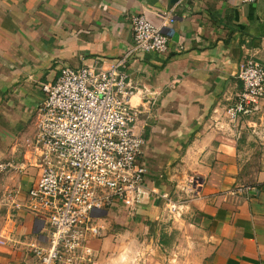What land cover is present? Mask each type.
<instances>
[{"label": "crops", "instance_id": "0c3cea01", "mask_svg": "<svg viewBox=\"0 0 264 264\" xmlns=\"http://www.w3.org/2000/svg\"><path fill=\"white\" fill-rule=\"evenodd\" d=\"M178 1L0 0V164H28L0 173V264H30L26 243L47 240L24 208L42 86L62 67L123 57L132 17L159 26L171 9L168 52H131L124 70L145 139L144 196L95 216L82 264H264V100L235 127L219 118L241 90L239 63L264 66V2Z\"/></svg>", "mask_w": 264, "mask_h": 264}, {"label": "built area", "instance_id": "2783aa9c", "mask_svg": "<svg viewBox=\"0 0 264 264\" xmlns=\"http://www.w3.org/2000/svg\"><path fill=\"white\" fill-rule=\"evenodd\" d=\"M172 22V9L162 14L159 26L144 13L134 15L132 48L126 55L97 67H62L52 83L42 86L45 96L36 111V132L26 142L29 166L38 175L24 208L44 219L48 234L45 244L35 238L26 243L30 264L87 262L91 252L86 240L98 233L95 216L117 203L130 208L141 202L147 175L140 161L145 139L136 130L137 112L130 104L134 91L124 70L131 52L166 54L169 38L162 28ZM236 77L241 90L219 117L232 127L259 111L264 100V66L254 57L245 58ZM27 166L1 163L0 173Z\"/></svg>", "mask_w": 264, "mask_h": 264}, {"label": "water", "instance_id": "95a60500", "mask_svg": "<svg viewBox=\"0 0 264 264\" xmlns=\"http://www.w3.org/2000/svg\"><path fill=\"white\" fill-rule=\"evenodd\" d=\"M178 0H171V2L176 3Z\"/></svg>", "mask_w": 264, "mask_h": 264}]
</instances>
